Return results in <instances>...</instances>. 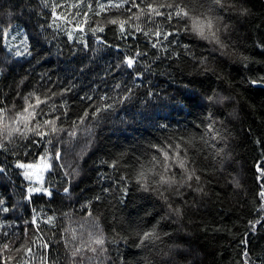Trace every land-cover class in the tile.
<instances>
[{
    "label": "trees",
    "instance_id": "trees-1",
    "mask_svg": "<svg viewBox=\"0 0 264 264\" xmlns=\"http://www.w3.org/2000/svg\"><path fill=\"white\" fill-rule=\"evenodd\" d=\"M0 109V264H264V0H0Z\"/></svg>",
    "mask_w": 264,
    "mask_h": 264
},
{
    "label": "snow or ice",
    "instance_id": "snow-or-ice-1",
    "mask_svg": "<svg viewBox=\"0 0 264 264\" xmlns=\"http://www.w3.org/2000/svg\"><path fill=\"white\" fill-rule=\"evenodd\" d=\"M214 2L217 3V4H219L220 3V0H214ZM168 7H171V5H168ZM159 14L160 13H157V15H159ZM173 15H175L176 17H183V16H187L188 13L187 12H183L182 10L179 9V6H177V10L174 13H169L168 14V18L171 19ZM110 23H112L114 25L119 23V28H120L121 32L123 33L125 31L124 22H118L117 20H111ZM209 27H211V22H209ZM99 30L100 31H103V28H100ZM194 31H197L198 32V35L201 36L202 38L209 39V36L208 35H205V32L203 31L202 28H199V29L194 28ZM172 34L173 33H165L164 38L166 39L168 35H172ZM155 35L157 37H159L160 36V33L157 32ZM210 35H211V38L212 39H214L217 43H219V38L216 37L215 32H211ZM153 46H155V45H153ZM135 55L136 56H139L140 53H136ZM135 63H136V60L134 58H132V57H129V58H127L125 60V64L129 68L133 67V65ZM252 83L255 84L256 81H253ZM116 87L118 88L119 85H116ZM125 91L129 93L128 96H120V97L116 98V97H111V96L105 95L103 97H100L99 99H101L103 101H108V102L105 103V104H103V105H101V106H98L99 110L107 111L108 109L113 108L114 107L113 101H115V103H122L123 101L127 100L129 98V96L131 95V89H127L126 88ZM86 99L92 100V97H86ZM37 101H39V97H37ZM2 111L3 110L0 109V112H2ZM87 115H88V113L85 112L84 113V117H86ZM81 120H83V117L81 118ZM45 123H52L53 124L52 131L53 132L56 131V128L54 126V122L53 121H46ZM41 135H43V134H41ZM178 148H179V146L177 145L176 146V149L177 150H174L173 151V156L171 157V159H173V162L176 163L180 169H182L185 172H187L188 170L186 168L185 160L182 159V158H178L179 157ZM159 151L163 154V157H164L165 171H168L169 170V166H168L167 161L169 160V153L167 151H165L164 149H159ZM112 166L115 167V164H113ZM21 167H23V165H21ZM2 173H3V169H0V174H2ZM194 174H195L194 171L191 172V173H188L186 180L187 181H190L193 178V175ZM141 175H143V174L141 173ZM196 179L199 180L200 177L199 176H196ZM160 182L161 183H166V184H169V185L176 183V181L174 179L165 180L164 177H161ZM182 186L183 185H181V187ZM65 191H67V190H65ZM48 195H51V193L49 192ZM0 211H7V209L6 208H0ZM176 211H177V213H179V209H177ZM150 235H153V233H145L144 234V239H148ZM96 242L99 243V244H102L103 243V240H97ZM5 247L7 248V245H5ZM45 247H46V245H45Z\"/></svg>",
    "mask_w": 264,
    "mask_h": 264
},
{
    "label": "rangeland",
    "instance_id": "rangeland-1",
    "mask_svg": "<svg viewBox=\"0 0 264 264\" xmlns=\"http://www.w3.org/2000/svg\"><path fill=\"white\" fill-rule=\"evenodd\" d=\"M208 21V19L195 18L193 19V25L198 29L202 25H209ZM12 39L11 41L14 44V49L12 50L16 51L19 55L20 53H26V43L23 40L22 31L14 30ZM20 165H23L24 174L30 182V186L28 187L30 193H46L47 195L49 192L51 193L45 185L46 174L51 168V161L48 155L42 156L37 162L21 163Z\"/></svg>",
    "mask_w": 264,
    "mask_h": 264
},
{
    "label": "water",
    "instance_id": "water-1",
    "mask_svg": "<svg viewBox=\"0 0 264 264\" xmlns=\"http://www.w3.org/2000/svg\"><path fill=\"white\" fill-rule=\"evenodd\" d=\"M261 85V84H260Z\"/></svg>",
    "mask_w": 264,
    "mask_h": 264
}]
</instances>
